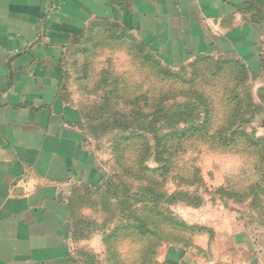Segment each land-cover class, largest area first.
Returning a JSON list of instances; mask_svg holds the SVG:
<instances>
[{
	"label": "crops",
	"instance_id": "0c3cea01",
	"mask_svg": "<svg viewBox=\"0 0 264 264\" xmlns=\"http://www.w3.org/2000/svg\"><path fill=\"white\" fill-rule=\"evenodd\" d=\"M257 1L0 0V264H86L87 253H118L110 240L121 231L100 232L102 204L97 216L82 196L101 189L106 171L74 101L78 56L127 38L164 66L223 58L253 78L264 58L250 11ZM220 204L218 217L198 225L216 253L166 248L162 264H264L238 208Z\"/></svg>",
	"mask_w": 264,
	"mask_h": 264
},
{
	"label": "rangeland",
	"instance_id": "374dc122",
	"mask_svg": "<svg viewBox=\"0 0 264 264\" xmlns=\"http://www.w3.org/2000/svg\"><path fill=\"white\" fill-rule=\"evenodd\" d=\"M252 12L264 32V6ZM120 41L99 43L73 67L86 145L106 171L101 189L82 196L91 212L102 204L100 232L121 231L110 240L118 253H87L86 264H162L166 248L216 253L198 225L218 217L220 201L238 208L250 247L264 253V75L236 82L241 69L214 61L166 67ZM143 166L149 181L131 178Z\"/></svg>",
	"mask_w": 264,
	"mask_h": 264
},
{
	"label": "trees",
	"instance_id": "16d2710c",
	"mask_svg": "<svg viewBox=\"0 0 264 264\" xmlns=\"http://www.w3.org/2000/svg\"><path fill=\"white\" fill-rule=\"evenodd\" d=\"M260 3V4H259ZM260 5V7L261 6H264V0H258L257 1V3H256V5H254L252 8H250V11L252 12L254 9H257L258 8V6ZM262 32H263V30H262ZM263 35H264V32H263ZM126 39V38H125ZM125 39H123V38H121V40H125ZM138 49H140L141 50V52H143L146 56H145V58L147 59V60H149V58L150 59H152V60H154L155 62H158V64H161L160 63V61L158 60V59H156L154 56H151V55H149L148 53H146L141 47H139V46H137L136 47V49L135 50H138ZM149 57V58H148ZM212 61H214V64L216 65V67H219L220 68V70H221V68L223 67V69L224 68H226L228 65H230V67L232 66L233 68H235L236 70H238V69H241L243 72V74L241 75V73H239L238 72V75H237V77L236 78H234V77H232V80L233 81H236V82H243V81H247L248 80V78H249V75H248V72L246 71V69H245V67L242 65V64H240L239 62H235V61H232V60H225V59H223V58H211V57H204V58H201V59H199V60H197L195 63H190V64H192L193 66H198V65H207V63L208 62H210V63H212ZM162 65V64H161ZM162 66H164V65H162ZM166 67H168V66H166ZM182 67V66H181ZM262 74L264 75V58H263V70H262ZM213 74L211 73L210 74V76H212ZM218 76H220L219 74H218ZM226 76H227V74H225V75H222L221 76V80L222 81H225V79H226ZM238 78H239V81H238ZM217 82V81H216ZM232 91L230 92V94L228 95V97H230V96H232ZM258 94H261V95H263L264 96V88L260 91V93H258ZM234 96H238V93H234V95H233V97ZM260 97V96H259ZM162 112V111H161ZM117 114V113H116ZM119 115V114H118ZM135 117V116H134ZM134 117H129L128 119H129V122L132 120V122H137V121H141V119H134ZM119 118L121 119L122 117L119 115ZM124 118V117H123ZM113 125H114V123H113ZM117 126H119V128H120V125L119 124H116ZM129 138L130 137H127V139L129 140ZM146 154V153H145ZM146 156V155H145ZM144 156V157H145ZM152 173V172H150L149 170L147 171V168H146V166H143V167H141V169H140V173L137 175V174H135V173H130V172H128L130 175H132L131 176V178H144V181L145 182H148L149 180L146 178V173ZM105 179H106V177H105ZM104 179V180H105ZM120 180V179H119ZM148 180V181H147ZM254 189L256 190V191H262L261 189H258L257 187H256V184H254ZM144 190H146V189H144ZM148 190V189H147ZM253 190V189H252ZM143 191V190H142ZM149 191V190H148ZM224 191H226V190H224ZM119 192V191H118ZM144 193H145V191H143ZM220 193H222V192H220ZM219 193V194H220ZM254 193L255 192H252V195H243V194H241V196H240V198H238V196H235V195H230L229 197H232V198H234L235 200H238V201H242V200H244V199H246V198H250V196H254ZM222 194H224V193H222ZM113 195V197L114 198H117V193L116 194H112ZM228 198V197H227ZM254 198V197H253ZM226 199V198H225ZM227 200V199H226ZM258 207V206H257ZM143 209H144V207H143ZM134 211H136V209H134L132 212H134ZM135 219V218H134ZM134 219H132V220H134ZM135 225H134V223H132V225H131V227H134Z\"/></svg>",
	"mask_w": 264,
	"mask_h": 264
}]
</instances>
